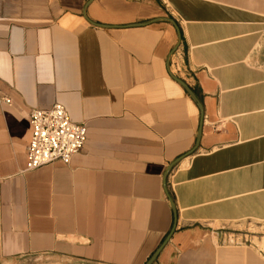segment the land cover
Here are the masks:
<instances>
[{"label": "crops", "instance_id": "1", "mask_svg": "<svg viewBox=\"0 0 264 264\" xmlns=\"http://www.w3.org/2000/svg\"><path fill=\"white\" fill-rule=\"evenodd\" d=\"M0 92L1 260L264 264V0H0ZM54 104L84 146L27 171Z\"/></svg>", "mask_w": 264, "mask_h": 264}, {"label": "built area", "instance_id": "2", "mask_svg": "<svg viewBox=\"0 0 264 264\" xmlns=\"http://www.w3.org/2000/svg\"><path fill=\"white\" fill-rule=\"evenodd\" d=\"M0 103L10 100L0 92ZM31 138L26 147V170L32 171L60 162L68 165L83 148L84 124H74L60 104L48 109H32L28 114Z\"/></svg>", "mask_w": 264, "mask_h": 264}, {"label": "rangeland", "instance_id": "3", "mask_svg": "<svg viewBox=\"0 0 264 264\" xmlns=\"http://www.w3.org/2000/svg\"><path fill=\"white\" fill-rule=\"evenodd\" d=\"M248 235L246 246L253 250L258 256L264 258V224H247L240 229ZM264 261V259H263ZM0 264H66L57 259L45 257H24L14 260H1Z\"/></svg>", "mask_w": 264, "mask_h": 264}, {"label": "water", "instance_id": "4", "mask_svg": "<svg viewBox=\"0 0 264 264\" xmlns=\"http://www.w3.org/2000/svg\"><path fill=\"white\" fill-rule=\"evenodd\" d=\"M138 26V25H137ZM177 82L183 87V89L188 93V95L190 96V98L192 99V101L193 102H195V104H197L198 106H199V104H198V102H197V99L195 98V96H194V94L192 93V91L191 90H189L187 87H186V85L185 84H183L181 81H179V80H177ZM197 145V144H196ZM176 164V163H175ZM174 165V164H173ZM171 168H172V166H171ZM170 168V169H171ZM170 169L168 170V173H169V171H170ZM167 173V174H168ZM173 206V205H172ZM169 239V238H168ZM166 244V242H164L163 244H162V246L151 256V258L147 261V263L146 264H153L155 261H156V259H157V257H158V255L160 254V252H161V250L163 249V247H164V245Z\"/></svg>", "mask_w": 264, "mask_h": 264}]
</instances>
